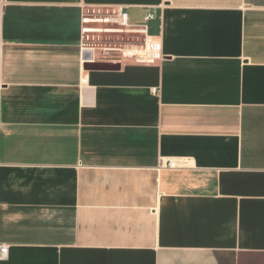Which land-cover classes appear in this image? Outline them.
Segmentation results:
<instances>
[{"label": "crops", "instance_id": "obj_1", "mask_svg": "<svg viewBox=\"0 0 264 264\" xmlns=\"http://www.w3.org/2000/svg\"><path fill=\"white\" fill-rule=\"evenodd\" d=\"M114 8L160 61L81 63L84 12ZM0 244V264H264V0H0Z\"/></svg>", "mask_w": 264, "mask_h": 264}, {"label": "built area", "instance_id": "obj_2", "mask_svg": "<svg viewBox=\"0 0 264 264\" xmlns=\"http://www.w3.org/2000/svg\"><path fill=\"white\" fill-rule=\"evenodd\" d=\"M154 18L153 14L145 16V22ZM81 28V63H93L105 61L121 63L132 61L135 64H153L163 58L161 41L157 37L150 36L147 32V24L142 27L131 26L128 23L127 13L123 8L110 10L87 9L82 16ZM99 34H128L135 37L131 41L113 42V47L99 49L89 47L90 37ZM168 167L174 168L175 162L170 161ZM7 246L0 244V260L7 258Z\"/></svg>", "mask_w": 264, "mask_h": 264}, {"label": "rangeland", "instance_id": "obj_3", "mask_svg": "<svg viewBox=\"0 0 264 264\" xmlns=\"http://www.w3.org/2000/svg\"><path fill=\"white\" fill-rule=\"evenodd\" d=\"M135 39L132 35L128 34H99L95 35V37H90L89 39V47H93L96 49V52L99 54V49L110 47L114 45L113 42H121V41H131Z\"/></svg>", "mask_w": 264, "mask_h": 264}, {"label": "water", "instance_id": "obj_4", "mask_svg": "<svg viewBox=\"0 0 264 264\" xmlns=\"http://www.w3.org/2000/svg\"><path fill=\"white\" fill-rule=\"evenodd\" d=\"M95 67H96V65H92V67H91V68H92V69H94Z\"/></svg>", "mask_w": 264, "mask_h": 264}]
</instances>
